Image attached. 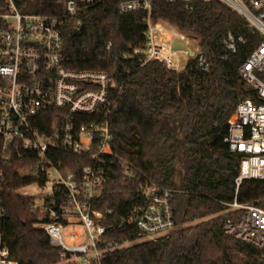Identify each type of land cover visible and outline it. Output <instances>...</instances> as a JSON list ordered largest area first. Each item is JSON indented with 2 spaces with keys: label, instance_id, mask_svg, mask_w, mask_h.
<instances>
[{
  "label": "trees",
  "instance_id": "16d2710c",
  "mask_svg": "<svg viewBox=\"0 0 264 264\" xmlns=\"http://www.w3.org/2000/svg\"><path fill=\"white\" fill-rule=\"evenodd\" d=\"M14 1L24 14L58 18L67 68L103 70L123 85L116 103L101 116L112 135L111 154L100 163L105 182L94 207L113 209L103 221L115 226L106 238L128 244L107 252L104 264H264V251L223 232L224 203L234 199L240 160L224 137L237 103L255 96L239 67L259 44V31L218 0H154L151 20L196 39L208 61L207 70L191 59L177 72L133 53L145 44V11L120 13L119 0H91L69 15L65 0ZM25 156L4 164L2 232L17 264H59L58 248L36 225L39 213L31 211L35 197L15 192L45 180L40 171L32 175L21 170L28 160L36 161L35 155ZM50 161L77 178L84 166L95 163L63 151H55ZM150 182L173 190L175 227L156 240H139L133 225L117 224L142 203L140 188ZM62 199L60 189L44 201L57 210ZM237 200L264 207V180L243 179ZM49 219L45 214L43 221Z\"/></svg>",
  "mask_w": 264,
  "mask_h": 264
},
{
  "label": "built area",
  "instance_id": "2783aa9c",
  "mask_svg": "<svg viewBox=\"0 0 264 264\" xmlns=\"http://www.w3.org/2000/svg\"><path fill=\"white\" fill-rule=\"evenodd\" d=\"M90 1L65 0V12L73 15ZM152 1L118 2L120 13H147L144 47L133 53H142L143 62H163L177 72L191 59L207 70V58L196 39L166 26L162 20H151ZM218 1L241 14L261 35L259 44L239 67L240 77L255 89V96H245L237 103L224 137L240 160L234 199L224 203L227 208L223 232L264 251V207L237 200L243 179L264 180V0ZM59 25L55 16L24 14L14 0H0V264H17L2 232L4 164L13 156L27 155L26 159H30L35 155L36 161L28 160L29 165L21 170L32 175L40 171L45 176L42 184L35 181L15 192L35 197L31 211L39 213L36 225L44 229L50 243L58 248L59 264H104L107 252L127 243L106 238L108 230L115 226L103 221L113 209L101 211L94 207L105 182L100 163L111 154L112 135L101 116L116 103L115 97L123 85L116 76L103 70L67 68ZM228 47L234 48L232 43ZM55 151L84 156L95 163L84 166L77 178L51 163ZM53 170L58 179L47 192ZM33 185L39 192L19 191ZM60 189L64 190V199L55 210L44 199ZM172 191L153 182L142 185V203L120 216L117 227L133 225L139 239L167 236L175 227ZM45 214L50 218L47 221H43ZM76 226L82 230H75Z\"/></svg>",
  "mask_w": 264,
  "mask_h": 264
},
{
  "label": "rangeland",
  "instance_id": "374dc122",
  "mask_svg": "<svg viewBox=\"0 0 264 264\" xmlns=\"http://www.w3.org/2000/svg\"><path fill=\"white\" fill-rule=\"evenodd\" d=\"M163 23H165V25L166 26H168V27H173V26H171V25H169L168 23H166V22H163ZM175 28V27H174ZM180 45V44H179ZM56 179H58V175L54 172V170L52 171V173H51V178H50V180H49V182H48V184H47V188H46V190L45 191H47V192H50V190H51V187H53L52 185L54 184V180H56ZM20 192H24V191H29V192H34V193H37V192H39V188L38 187H36V185H33L32 187H27V188H22L21 190H19ZM198 221H193V222H191V224H195V223H197ZM75 230H77V231H81L82 229H81V227L80 226H76L75 228H74ZM139 240H145V239H139ZM126 244H128V242L127 243H125V245Z\"/></svg>",
  "mask_w": 264,
  "mask_h": 264
},
{
  "label": "water",
  "instance_id": "95a60500",
  "mask_svg": "<svg viewBox=\"0 0 264 264\" xmlns=\"http://www.w3.org/2000/svg\"><path fill=\"white\" fill-rule=\"evenodd\" d=\"M120 79L118 78V81H119Z\"/></svg>",
  "mask_w": 264,
  "mask_h": 264
}]
</instances>
